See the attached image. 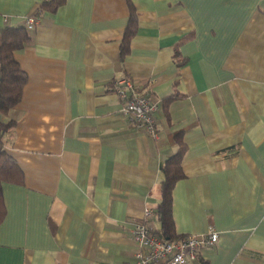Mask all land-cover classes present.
<instances>
[{"label": "crops", "instance_id": "0c3cea01", "mask_svg": "<svg viewBox=\"0 0 264 264\" xmlns=\"http://www.w3.org/2000/svg\"><path fill=\"white\" fill-rule=\"evenodd\" d=\"M131 1L133 25L128 0H0V48L7 25L39 17L15 52L22 97L0 110L21 170L3 182L0 264H135V223L154 208L161 231L181 145L173 233H220L188 264H264V0ZM124 76L161 99L157 138L124 115Z\"/></svg>", "mask_w": 264, "mask_h": 264}, {"label": "built area", "instance_id": "2783aa9c", "mask_svg": "<svg viewBox=\"0 0 264 264\" xmlns=\"http://www.w3.org/2000/svg\"><path fill=\"white\" fill-rule=\"evenodd\" d=\"M38 22L39 17L32 15L24 24L32 30ZM115 90L122 100V111L129 122L140 129H146L157 138L159 132L155 114L162 107L161 99L154 98L147 92H138L130 76L118 78L115 81ZM154 213V208H147L144 220L135 223V264H188L196 259L202 248L214 246L219 241L220 233L215 228L179 237L166 236L150 223L149 219Z\"/></svg>", "mask_w": 264, "mask_h": 264}, {"label": "trees", "instance_id": "16d2710c", "mask_svg": "<svg viewBox=\"0 0 264 264\" xmlns=\"http://www.w3.org/2000/svg\"><path fill=\"white\" fill-rule=\"evenodd\" d=\"M64 1L43 0L41 6L48 3L57 5ZM128 1L131 8L130 24L133 25L137 19L136 10L132 1ZM131 34L132 31L128 28L123 42L124 50L129 46ZM30 39L31 33L25 24L7 25L2 31L0 48V110L2 112H9L22 97L28 75L16 59L15 52L24 47ZM10 123L13 124V121ZM11 124L0 125V140ZM184 150V146L181 145L174 154L167 158L162 167L164 173L161 181L162 200L157 212L162 223L161 231L170 237H176L173 233L172 196L175 183L185 175L182 165ZM19 175H21V170L16 159L5 148L0 147V222L5 214L3 182L17 180Z\"/></svg>", "mask_w": 264, "mask_h": 264}]
</instances>
